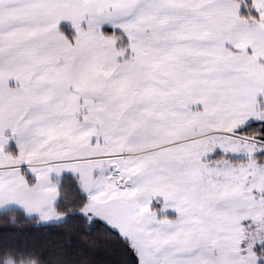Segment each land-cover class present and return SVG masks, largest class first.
Listing matches in <instances>:
<instances>
[{
    "label": "snow or ice",
    "instance_id": "1",
    "mask_svg": "<svg viewBox=\"0 0 264 264\" xmlns=\"http://www.w3.org/2000/svg\"><path fill=\"white\" fill-rule=\"evenodd\" d=\"M0 264H264V0H0Z\"/></svg>",
    "mask_w": 264,
    "mask_h": 264
}]
</instances>
